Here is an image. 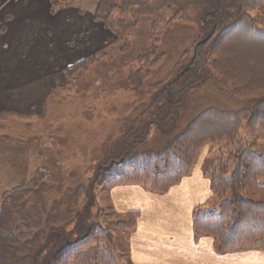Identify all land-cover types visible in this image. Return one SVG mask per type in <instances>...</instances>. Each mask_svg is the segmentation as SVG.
Here are the masks:
<instances>
[{"label": "trees", "instance_id": "16d2710c", "mask_svg": "<svg viewBox=\"0 0 264 264\" xmlns=\"http://www.w3.org/2000/svg\"><path fill=\"white\" fill-rule=\"evenodd\" d=\"M63 1L50 0L52 15ZM91 1H96L94 20L113 32L124 49L129 47L130 31L145 18L155 31L193 28L197 39L158 82L151 84L152 73L144 70L131 72L123 80L120 88L127 98L148 92L149 100L133 109L127 118L129 128L114 151L98 161L92 177L80 174L79 180L68 183L67 215L61 212L64 201L47 188L44 169L37 170L28 183L3 194L0 264H71L80 252L98 242L106 245L101 248L105 256L98 253L97 258L115 264L114 233L135 231L139 213H127L123 220L85 222L84 211L96 202L97 190L136 185L164 194L192 175L206 145L223 142L235 148L241 146L243 123L252 131L264 126V15H252L264 6V0ZM117 11L123 18H114ZM157 48L152 46L145 57L156 54ZM96 57L93 61H98ZM92 59L65 68V86L86 74ZM209 83L248 101L236 113L207 108L185 116L194 91ZM155 109L160 117L143 124L139 116ZM12 135L3 138L17 139ZM230 160L235 164L232 177L225 180L214 175L210 180L219 210L194 214L195 238L210 237L219 253L251 248L264 252V199L251 194L264 195L259 185L264 179V155L235 148ZM75 219V229L67 228Z\"/></svg>", "mask_w": 264, "mask_h": 264}, {"label": "rangeland", "instance_id": "374dc122", "mask_svg": "<svg viewBox=\"0 0 264 264\" xmlns=\"http://www.w3.org/2000/svg\"><path fill=\"white\" fill-rule=\"evenodd\" d=\"M62 8H75L80 13L88 11L90 12L88 15L93 17L96 1L64 0L62 5L56 9ZM252 15L256 17L264 15V6L252 11ZM114 18L121 19L123 17L117 11ZM94 22L97 24L98 36L100 35L99 31L104 29L110 33L108 34L112 36V39L107 41L96 54L86 58L89 60L94 56L98 58V61L92 59L88 72L70 85L65 86L66 81L58 87L53 85L55 91L46 99L45 112L37 117V120L30 117H18L15 120L9 119L7 116L0 118L1 139H4L3 137H6L7 133H12V136L17 139H12L11 142H15L17 145L26 143L22 146L30 144L26 150L24 147L17 149L16 159L12 158V163L3 162L0 164V205L5 192L28 183L37 170L44 169L47 171L46 186L64 201L61 212L67 215L68 204L64 198L68 192V183L71 180H79L80 174H83L87 179L92 177L98 161L114 151L129 128L131 120L127 118L132 114L133 109L149 100L150 93L148 92L127 98L120 88L123 80L131 72L144 70L152 73L151 84L158 82L169 75L180 55L190 48L197 39V33L193 28L177 26L174 29L165 28L155 31L150 19L145 18L130 31V44L127 49H124V43L118 41L117 36L106 29L102 22L95 20ZM152 46H157L160 49L157 48L156 54L145 57L149 53L147 50ZM247 101V99H239L226 92H221L213 86V83H209L202 89L194 91L185 116L198 112L197 109L207 108L236 113ZM157 110L139 116L141 122L146 124L158 119L160 114ZM5 127H10V131L5 130ZM241 129V146L235 148H250L264 155V126L257 128V131H252L250 128H246L243 123ZM235 148L222 142L208 144L202 150L192 173V175H196L195 178H198L195 180L199 181V188H201L195 201L200 202L207 198L202 204V208L198 210L202 212L219 210L220 204L212 191L209 196L206 194L204 180H211L214 175L225 180L232 177L235 164L230 160V153L235 151ZM259 185L264 189L261 181H259ZM169 192L153 194L164 197ZM97 193L96 202L90 204L84 211L82 218L85 222L104 223L105 221L125 219L126 213L112 208L110 191L97 190ZM183 193L184 191H177L173 197L158 199V203H191L193 200L188 201ZM251 194L257 199H264V195H257L255 192ZM99 210H103V214L99 213ZM183 213H187V210H184ZM77 222L78 219H75L71 224L66 223L68 224L67 228L74 230ZM132 232L120 230L114 233L116 237H114L112 255L115 264H125L120 255V246L127 244V235ZM105 245V242L93 243L80 252L77 255L79 264H104L97 258V254L104 255L101 248ZM105 254L107 253L105 252Z\"/></svg>", "mask_w": 264, "mask_h": 264}, {"label": "crops", "instance_id": "0c3cea01", "mask_svg": "<svg viewBox=\"0 0 264 264\" xmlns=\"http://www.w3.org/2000/svg\"><path fill=\"white\" fill-rule=\"evenodd\" d=\"M89 13L62 8L52 15L49 0H0V118L37 120L55 91L52 86L66 81L64 69L90 58L112 39L104 29L98 36ZM23 144L0 138V164L12 163L18 148L30 146ZM193 175L164 197L136 185L110 191L114 210L139 213L136 230L120 246L125 264H264V252L257 248L219 253L210 237L196 240L194 214L207 198L195 201L201 188ZM204 182L209 196L210 180ZM177 191L193 201L158 203ZM71 264H79L77 256Z\"/></svg>", "mask_w": 264, "mask_h": 264}]
</instances>
